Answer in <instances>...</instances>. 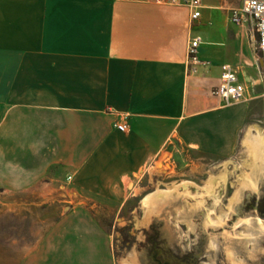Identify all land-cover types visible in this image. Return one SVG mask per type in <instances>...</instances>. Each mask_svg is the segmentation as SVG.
<instances>
[{
	"label": "crops",
	"instance_id": "obj_1",
	"mask_svg": "<svg viewBox=\"0 0 264 264\" xmlns=\"http://www.w3.org/2000/svg\"><path fill=\"white\" fill-rule=\"evenodd\" d=\"M239 5L204 0L193 21L189 8L156 0H0V264H117L110 235H47V214L36 208L55 182L70 177L83 207H117L110 202L126 183L175 142L231 151L264 107V56L253 23L231 21ZM196 37L210 64L189 75ZM226 66L246 87L230 106L212 94ZM18 73H47V91L33 85L5 110L2 82ZM124 122L127 132L116 128ZM14 235L43 238L21 254Z\"/></svg>",
	"mask_w": 264,
	"mask_h": 264
},
{
	"label": "water",
	"instance_id": "obj_2",
	"mask_svg": "<svg viewBox=\"0 0 264 264\" xmlns=\"http://www.w3.org/2000/svg\"><path fill=\"white\" fill-rule=\"evenodd\" d=\"M158 163L122 219L121 264H264V129L230 170ZM160 260V261H159Z\"/></svg>",
	"mask_w": 264,
	"mask_h": 264
},
{
	"label": "rangeland",
	"instance_id": "obj_3",
	"mask_svg": "<svg viewBox=\"0 0 264 264\" xmlns=\"http://www.w3.org/2000/svg\"><path fill=\"white\" fill-rule=\"evenodd\" d=\"M19 60V61H18ZM21 60V62H20ZM12 62L5 56V68H10ZM16 66L27 69L26 61L22 56H17ZM18 78H6L3 83V104L5 110L15 104H22L27 98L28 89L35 85V92H45L47 88V73H18ZM42 86V87H40ZM30 89V90H31ZM44 97V96H41ZM253 126L247 130L249 126ZM252 129H264V107L260 114H251L247 124L243 125L237 132V139L234 147L224 157H219L214 153L188 148L178 142L173 143L165 153L146 170L141 172L133 181L125 185V190L110 203L117 207H83L76 201L75 193L68 186L70 177L57 181L52 187L57 191H47V206L36 208V216L47 214V235L55 232V235H110L113 242V249L117 264L120 263V253L118 251V240L123 216L130 211L135 196L139 188L145 187V183L150 176V171L160 162L173 158L170 168L190 172L194 169H207L213 173L214 168L230 170L234 160L236 150H245L246 136ZM50 180L47 179L46 182ZM50 187L47 186V190ZM119 204H122L119 206ZM23 211V212H22ZM10 214V213H9ZM11 215V214H10ZM21 215H30L28 208L21 209ZM95 219L96 224L91 225L86 222V218ZM64 221L56 224L57 221ZM61 221V222H62ZM99 228V231L97 230ZM19 237L21 254L25 253L26 248L37 246L42 241L43 235H14Z\"/></svg>",
	"mask_w": 264,
	"mask_h": 264
},
{
	"label": "built area",
	"instance_id": "obj_4",
	"mask_svg": "<svg viewBox=\"0 0 264 264\" xmlns=\"http://www.w3.org/2000/svg\"><path fill=\"white\" fill-rule=\"evenodd\" d=\"M204 0H156L158 4H169L176 6H185L192 11L191 19L198 20L202 15ZM239 6L232 9L231 21L244 26L252 22L254 30L258 37L256 49L264 56V0H238ZM202 38L191 39L188 45V72L189 75H196L201 66H209V62L203 61L199 57V48L202 44ZM213 96L221 99L225 105L230 106L245 98L246 87L240 82L238 74L230 66L224 68L221 83L212 91ZM116 128L121 132H127L129 126L127 123H117Z\"/></svg>",
	"mask_w": 264,
	"mask_h": 264
},
{
	"label": "trees",
	"instance_id": "obj_5",
	"mask_svg": "<svg viewBox=\"0 0 264 264\" xmlns=\"http://www.w3.org/2000/svg\"><path fill=\"white\" fill-rule=\"evenodd\" d=\"M160 261V260H159ZM160 264H171L170 262H168V261H165V262H161L160 261Z\"/></svg>",
	"mask_w": 264,
	"mask_h": 264
}]
</instances>
